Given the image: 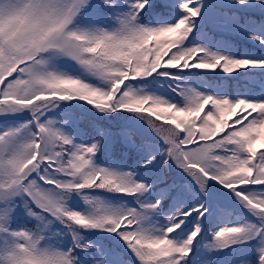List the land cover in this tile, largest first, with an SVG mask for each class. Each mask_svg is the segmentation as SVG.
<instances>
[{
    "label": "trees",
    "instance_id": "16d2710c",
    "mask_svg": "<svg viewBox=\"0 0 264 264\" xmlns=\"http://www.w3.org/2000/svg\"><path fill=\"white\" fill-rule=\"evenodd\" d=\"M65 26L86 42L29 54ZM40 100L35 166L33 111L3 109ZM22 181L0 264H264V0H0V193Z\"/></svg>",
    "mask_w": 264,
    "mask_h": 264
},
{
    "label": "rangeland",
    "instance_id": "374dc122",
    "mask_svg": "<svg viewBox=\"0 0 264 264\" xmlns=\"http://www.w3.org/2000/svg\"><path fill=\"white\" fill-rule=\"evenodd\" d=\"M67 26L64 28L58 30L53 35H48L46 39H44V42L41 41H31L27 44V49L29 54L33 55L35 51L41 49L42 51H46L47 49H50L53 44H58L59 46H65V43L63 41V38H70L75 40L74 42L81 46V42L84 38V36H73L69 29H66ZM70 27V26H68ZM58 39V41H56ZM27 54L24 52L23 54L19 55V59H25L26 57H22V55ZM35 71V70H34ZM8 104L11 106L10 108L3 109V112L7 113L8 115H18L20 117L26 116L28 111H33L31 114V118L33 119V123L35 124L39 137H40V143L39 146L35 149V155L37 156L36 164L35 166L39 165L40 160L43 159H49L54 156L55 154V132L51 131V128L53 129L52 124L46 123L45 118L47 116V113L51 111L54 108V105L51 102H46L43 100L38 101L36 104H34L33 107L31 106H16L15 101L8 102ZM36 111V113H34ZM32 170V167H29V171ZM192 181V180H191ZM192 183H195V181H192ZM27 188V187H26ZM25 187L23 188V181L17 185L14 186L11 190L7 192L1 191L0 195V203L5 204H12L15 203V199H18L19 197H25ZM217 196H210L211 200H215ZM221 199V198H220ZM242 210L246 212L247 214H251L250 212L257 211L259 209H255L250 207V205H247L246 202L242 203ZM10 209H8V216L10 215ZM260 217L262 216L264 218V210L261 211ZM31 217V216H30ZM256 219H260L258 217H255ZM7 221V219H6ZM254 238H256V235H253Z\"/></svg>",
    "mask_w": 264,
    "mask_h": 264
}]
</instances>
